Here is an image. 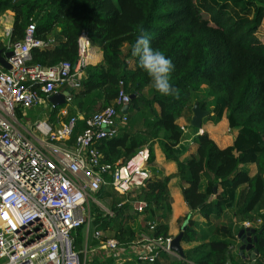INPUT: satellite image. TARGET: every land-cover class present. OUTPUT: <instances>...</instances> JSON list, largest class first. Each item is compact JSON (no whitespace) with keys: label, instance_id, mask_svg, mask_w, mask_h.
<instances>
[{"label":"trees","instance_id":"obj_1","mask_svg":"<svg viewBox=\"0 0 264 264\" xmlns=\"http://www.w3.org/2000/svg\"><path fill=\"white\" fill-rule=\"evenodd\" d=\"M7 10L13 11L11 41L23 38L30 22H34L35 37L55 39L52 45L31 47L27 64L74 62L82 30L101 48L102 59L85 65V76L71 91L62 119L77 110L86 117L113 104L120 88L130 94L127 123L96 146L102 161L113 165L147 145L151 174L145 184L132 189L134 195L119 193L109 183L102 185L96 196L110 199V212L92 202V228L122 244L137 238L140 231L148 236L168 234L172 208L168 180L178 176L184 184V200L204 217L202 221L188 215L178 218L179 222L187 219L182 241L199 243L184 249L185 256L167 262L170 257L161 252L151 264H231L228 245L239 222L260 217L257 230L264 222V42L257 35L264 0H0V15L10 16ZM4 26L0 21V36ZM145 33L151 47L164 52L175 65L169 74L176 90L172 95L154 88L140 57L133 55L136 39ZM207 96L214 104L213 116L209 112L208 116L218 119L224 114L228 129L235 130L233 141L220 146L203 129L192 136L196 150L182 157L188 146L182 142L183 126L177 118L191 110L194 101L208 109ZM64 105L49 108L48 118L54 119ZM84 126V118H78L69 142ZM152 139L159 140L166 158L175 161V172L165 174L153 165ZM247 163L256 165L253 175L242 166ZM136 199L145 201L142 210L133 207ZM226 210L231 212L227 219ZM73 233L78 246L83 227ZM256 235L255 264H264V228ZM95 264H112V260Z\"/></svg>","mask_w":264,"mask_h":264},{"label":"built area","instance_id":"obj_2","mask_svg":"<svg viewBox=\"0 0 264 264\" xmlns=\"http://www.w3.org/2000/svg\"><path fill=\"white\" fill-rule=\"evenodd\" d=\"M11 29L0 40L3 55L12 50V55L5 56L10 67L0 63V264H95L107 260L120 264L128 259L151 264L161 252L178 255L170 246L171 233L143 234L122 244L92 228L91 245H75L73 232L80 226L87 231L91 225L88 202L99 204L96 192L102 185L109 183L117 192L129 193L145 184L151 174L149 149L144 145L118 164L101 159L96 142L115 135L127 123L122 106L129 105L130 94L123 88L113 104L86 117L77 111L67 119L43 117L30 125L19 119L22 110L69 88L66 103L59 110L61 115L67 113L71 91L80 86L84 67L93 61L94 54L93 44L82 30L74 62L63 59L52 66L27 64L31 47L52 45L55 39L35 37L34 22L28 23L24 37L17 41H11ZM78 118H84L85 126L69 142ZM144 206L141 199L133 201L137 210ZM260 223V217L244 222L246 226Z\"/></svg>","mask_w":264,"mask_h":264},{"label":"crops","instance_id":"obj_3","mask_svg":"<svg viewBox=\"0 0 264 264\" xmlns=\"http://www.w3.org/2000/svg\"><path fill=\"white\" fill-rule=\"evenodd\" d=\"M10 13L11 16V22L10 19L9 21L5 22V26H12L13 23V12L11 10H7ZM4 26V27H5ZM257 35H259V37L264 39V16L262 18V21L260 23V25L258 26V31H257ZM52 36V35H49ZM6 37H2L0 36V40L1 39H5ZM92 53L94 54V59H92L93 61L91 63H96L98 61H100L103 57L102 54V50L99 46L97 45H93V49H92ZM46 103V105H48V109L50 108L49 103L45 100L42 103ZM41 103V104H42ZM78 111V110H77ZM75 111V112H77ZM80 112V111H79ZM46 117V116H43ZM47 118V117H46ZM224 118L226 119V117L224 116ZM54 120V119H51ZM227 122V120H226ZM232 132H234L232 134V138L230 139L229 143H232L234 135H235V130L232 129ZM213 137V135H211ZM192 139V137H191ZM189 139L187 141V143L184 142V140L182 141L185 145L188 146V149L182 154V157L187 156L190 152L195 151L196 150V145L192 142V140ZM213 139L220 145V146H225L227 144H222L219 141H217L214 137ZM152 148L154 151V161H153V165H155L156 167L160 168L161 171H163L165 174H168L170 172H175L176 171V163L174 160L172 159H168L166 158L162 146L159 142V140L157 139H152ZM242 166H244L250 175H253L256 171V165L254 163H247V164H242ZM204 183L205 180L202 179V188L204 187ZM183 183L180 181L178 176H172L169 180H168V188H169V192L172 196V202H171V213L168 219V233L171 234H175L177 233V230H179L180 228H178L177 223H178V218H183L185 215H188L190 218L193 219H197L199 221H202L204 219L203 215L197 211V210H193L192 208L189 209L188 205L186 203V201L184 200V196H183ZM213 196H211L212 198ZM225 218L227 219L228 217L231 216V212L229 210H226L225 213ZM228 216V217H227ZM223 217H221L222 219ZM234 219V217H233ZM245 221H251V220H243L239 222L240 228L245 227L246 225L244 224ZM235 222H233L234 224ZM234 226V225H232ZM256 227V226H254ZM234 228V227H233ZM239 229H237L234 233V236H231L230 239L232 240L230 242V244L228 245V251H227V262L231 263V264H243L245 261H249L250 258L246 257V258H242L240 256V250H239V245H240V237L239 235ZM257 228V227H256ZM145 234L144 232H139V235H143ZM199 243V241H195V240H189V241H181V245L183 250L188 248V247H193L195 245H197ZM248 251H246L247 253ZM169 257L171 255H168ZM185 256V255H184ZM171 258V257H170ZM190 264H194L190 261Z\"/></svg>","mask_w":264,"mask_h":264},{"label":"rangeland","instance_id":"obj_4","mask_svg":"<svg viewBox=\"0 0 264 264\" xmlns=\"http://www.w3.org/2000/svg\"><path fill=\"white\" fill-rule=\"evenodd\" d=\"M12 11V10H11ZM13 12V11H12ZM10 19V16L7 15V14H2L0 15V21L4 24L5 22L9 21ZM263 42H264V39L262 38ZM207 99H210L211 101H209V103L207 104V108L209 110V113L212 114L213 116V113H214V110H213V99L212 97L210 96H207ZM193 106V105H192ZM48 105H46V103H42V104H38L32 108H29V109H25V110H22V114L19 115V119H21L22 121L24 122H27V125H30L32 123L33 120L35 119H39V118H43V116H46L48 118ZM192 108V107H191ZM206 114L204 117H203V120H202V125H201V132L203 131V129L207 130L210 135H213V137L219 141L220 143L222 144H227L230 142V139L232 138V134L234 132H232V129H228L227 127V122H226V119L224 118V114L219 117L218 119H215V118H211L209 117L210 114ZM193 115V111L192 109L191 110H185L183 112V115L182 116H179L177 118V121L179 123H181V125L183 126V131H184V142L187 143V141L189 139H191V137L196 133V132H200L199 129L198 131L195 130V128L192 127L191 123H190V120H191V117ZM209 115V116H208ZM56 119H62V115L58 113V115L54 118V120ZM206 119V120H204ZM192 140V139H191ZM193 142V141H192ZM131 189V188H130ZM130 189L127 190L130 191ZM133 190H131L129 193H132ZM131 195H134V193H132ZM109 198H105V199H100L99 200V206L105 210V211H108L109 210ZM88 207L91 209L92 208V201H89L88 202ZM183 222H179L177 223V226L179 228V225L181 224L182 225ZM259 225V224H258ZM92 224L88 227L87 231L85 230V228H83V232L86 231L87 232V240L85 241V238L84 236H82V240L80 242V244L78 246H82L85 242L86 244L89 246L91 245V230H92ZM109 231H107L108 233ZM143 232V231H142ZM178 232V230H177ZM110 233V232H109ZM171 258H179L180 255H171L170 256ZM171 258H166L164 261L167 262L169 260H171ZM139 264V263H138Z\"/></svg>","mask_w":264,"mask_h":264},{"label":"water","instance_id":"obj_5","mask_svg":"<svg viewBox=\"0 0 264 264\" xmlns=\"http://www.w3.org/2000/svg\"><path fill=\"white\" fill-rule=\"evenodd\" d=\"M10 55H12V50L6 51L3 55L2 50L0 48V63L4 67H10V63L5 58V56H10ZM69 90L70 89L67 88L47 95L46 101L49 103L50 108L66 103V95L69 93ZM128 107L129 105L125 104L122 106V110L127 111ZM192 111H193V115L191 117L190 123L194 127L201 129L203 117L206 114H208L209 110L200 107L198 101H194L192 106ZM187 205L189 209L192 208L189 204ZM186 224H187V219L183 221L181 228L178 230L177 233L173 235L172 240L170 242L171 248L175 250L182 257L184 256V250L182 248L181 241ZM263 228H264V222L262 224V227H260L258 230L254 226H245L240 228L238 235L241 238L239 245L240 256L242 258H246V257L250 258L249 261H245L243 264H255L256 257L259 255L258 247L255 246V242L257 240L256 231L260 232L262 231ZM246 251L248 252L246 253Z\"/></svg>","mask_w":264,"mask_h":264},{"label":"clouds","instance_id":"obj_6","mask_svg":"<svg viewBox=\"0 0 264 264\" xmlns=\"http://www.w3.org/2000/svg\"><path fill=\"white\" fill-rule=\"evenodd\" d=\"M133 55L140 57L141 66L153 79L154 88L162 95H172L174 91L169 82V74L175 65L164 52L151 47L148 35L142 34L137 39L132 49Z\"/></svg>","mask_w":264,"mask_h":264},{"label":"bare ground","instance_id":"obj_7","mask_svg":"<svg viewBox=\"0 0 264 264\" xmlns=\"http://www.w3.org/2000/svg\"><path fill=\"white\" fill-rule=\"evenodd\" d=\"M9 27H10V25L4 27V29H3V31H2V34H1L2 37H5V35H6V30H7Z\"/></svg>","mask_w":264,"mask_h":264}]
</instances>
